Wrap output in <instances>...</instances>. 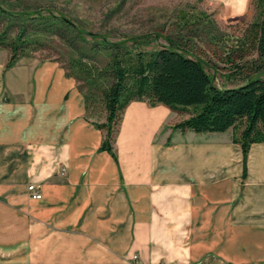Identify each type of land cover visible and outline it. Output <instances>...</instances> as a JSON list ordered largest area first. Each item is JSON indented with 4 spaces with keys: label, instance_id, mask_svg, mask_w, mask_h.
<instances>
[{
    "label": "crops",
    "instance_id": "obj_1",
    "mask_svg": "<svg viewBox=\"0 0 264 264\" xmlns=\"http://www.w3.org/2000/svg\"><path fill=\"white\" fill-rule=\"evenodd\" d=\"M221 1L230 14L249 6ZM9 58L0 46V264H229L246 228L264 226V142L244 176L232 129H175L177 112L134 100L113 156L74 77L52 60Z\"/></svg>",
    "mask_w": 264,
    "mask_h": 264
},
{
    "label": "trees",
    "instance_id": "obj_2",
    "mask_svg": "<svg viewBox=\"0 0 264 264\" xmlns=\"http://www.w3.org/2000/svg\"><path fill=\"white\" fill-rule=\"evenodd\" d=\"M252 2L259 19L250 23L237 42L251 47L253 55L248 58L240 53L238 59L243 62H237L234 55L241 46L233 48L227 57L235 63L230 77H238L239 81L231 86L218 85L202 56L190 46L191 21L185 14L178 17L173 33L157 30L125 40L101 39L99 43L108 47V58L103 65L72 59L67 74L83 81L81 90L85 91L87 113L97 101L102 102L106 111V120L97 123L104 130L101 148L115 156L116 134L132 101L164 104L181 116L173 125L175 129L199 133L232 129L233 141L242 148L246 176L252 144L264 142V0ZM2 11L6 12L0 5ZM57 19L65 26L72 25L64 16ZM185 28L189 34L183 32ZM21 29L15 40L9 43L0 40V46L10 51L8 66L15 64L21 51L33 41L24 38L26 27ZM77 31L84 32L81 27ZM146 45L148 48H144Z\"/></svg>",
    "mask_w": 264,
    "mask_h": 264
},
{
    "label": "rangeland",
    "instance_id": "obj_3",
    "mask_svg": "<svg viewBox=\"0 0 264 264\" xmlns=\"http://www.w3.org/2000/svg\"><path fill=\"white\" fill-rule=\"evenodd\" d=\"M0 5L6 10L0 12L1 42L15 40L25 26L24 38L33 41L21 51L19 59L52 60L67 73L71 71L70 62L75 58L103 65L108 58V47L99 43L101 39L125 40L157 30L173 33L178 17L185 14L191 22H197H190L188 27L191 30L190 46L202 56L207 71L220 86H231L239 81L238 77H230L235 63L229 62L227 57L238 44L242 48L234 55L237 62H243L238 59L240 53L248 58L253 55L251 47L242 45L241 41L238 43L237 39L244 36L252 21L259 19L252 0H249L247 11L233 14L227 12L221 0H0ZM57 16L66 17L72 27L61 24ZM80 27L84 32L77 31ZM183 32L189 34L186 28ZM160 41L165 43L164 39ZM75 80L79 90L85 92L81 90L83 81ZM87 117L95 123L106 120L101 101L95 102ZM175 119L171 115L165 132ZM172 136L170 133L167 144L172 142ZM260 228L264 226L251 225L242 233V242H247L244 249L232 247L239 242V236L237 232H231L229 264H264V249L249 248L255 241L264 245V229Z\"/></svg>",
    "mask_w": 264,
    "mask_h": 264
},
{
    "label": "built area",
    "instance_id": "obj_4",
    "mask_svg": "<svg viewBox=\"0 0 264 264\" xmlns=\"http://www.w3.org/2000/svg\"><path fill=\"white\" fill-rule=\"evenodd\" d=\"M64 173V168H63V171ZM29 192H30V196L34 199H40L42 197V192L40 190V188L35 184V183H30L28 186H27ZM132 259L137 261L139 259V256L138 254H134L132 256ZM139 264H145L144 261H140Z\"/></svg>",
    "mask_w": 264,
    "mask_h": 264
}]
</instances>
